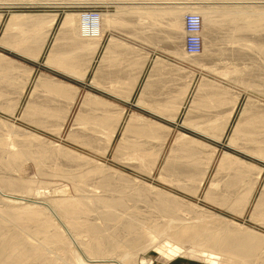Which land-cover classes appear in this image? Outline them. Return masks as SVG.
Segmentation results:
<instances>
[{
  "label": "bare ground",
  "instance_id": "1",
  "mask_svg": "<svg viewBox=\"0 0 264 264\" xmlns=\"http://www.w3.org/2000/svg\"><path fill=\"white\" fill-rule=\"evenodd\" d=\"M25 1L28 2L24 3ZM262 1L264 2V0H220V4L218 3L219 5L223 6L225 4H232L230 5L232 7H220V9H216L215 13L212 11L213 15L207 8H205L206 12H204V8L202 13L199 12V0H158L160 5L163 4V7L158 9L155 6L154 12H152V7L155 4L157 5V0H98V2H87V0H0V5L54 4L62 6L63 4H69L66 6H70V4H102L104 6L112 5L116 8L115 13L102 12L100 14L99 22L101 26L93 36L87 35L86 33V22L80 14L81 11L80 13L73 11L66 13L60 23L58 38L51 46L48 55H46V63L74 62V58H80L82 55L81 53L84 52L87 53V55L89 54L87 62H90V57L93 56V52H96L98 44L103 38V25L105 23L108 25L109 23L122 19L123 12L128 10L132 16L140 17L141 21L143 20L142 22H144V25L147 22L149 28H152L150 27L152 20L154 21L153 23H155V26H159V23H161L162 20L166 21L167 26H165L168 27L172 33L169 39L173 41V51L171 50L172 55L175 54L179 56L181 58L180 60L190 63L193 62L192 64H204L206 59L209 60L211 58L217 61L221 60L223 56V54L222 56L219 54V56L215 57L209 55V53H212L209 52L210 50L207 51L208 42L206 41L209 39L206 41L205 39L206 36L210 35L209 33L212 28V32H214V27H216L218 33H220L221 30H226L228 26L230 27V33H233L230 34V37L233 35V40H230L231 38H229V40H224L225 38L223 37H221L223 38L222 40H219L218 38L216 39L221 42L219 43L221 46L223 44L222 42L225 41V44L227 42L233 43L231 45L233 48L228 46L231 47L230 50H226L225 48L219 51L224 53L227 51H235L233 55L234 61L238 59L239 63H242L241 60L263 59L264 4ZM205 6L207 5L205 4ZM128 12L126 11L127 14ZM189 13L198 15L202 14L200 17L202 20L201 36L203 46L202 50L195 55L187 54L182 44V37L183 39L185 37L184 16ZM216 16H218L219 19H215ZM225 17L230 18L228 19V26H225ZM56 18V12L35 14L23 12L10 13L5 21L2 31L3 36L1 35L2 39L0 41L1 43L6 44V40L12 31L23 33L29 28L45 27L48 35ZM1 20L2 13H0V22ZM139 21L137 20L136 24ZM223 22L225 24L221 25ZM137 25H140V23ZM220 25L223 27L221 28ZM140 27L143 29V25H140ZM74 29L77 32L76 36L78 45L74 47L73 34L71 38L72 45L66 49L63 46L60 48L58 42L61 36L66 33H74ZM181 29H183V31H181ZM251 32L254 33L253 38L249 37L248 33L251 34ZM242 34H245L244 36L247 37L241 39ZM236 36H238L239 39H237ZM226 38L228 39V37ZM216 39H213V42ZM22 41V39L14 40L12 41V44L15 43L16 46L10 47H12V49H19ZM209 41L212 40L210 39ZM208 44L209 47H211V43ZM213 44L216 47L218 43ZM252 44L254 45L252 46ZM118 45V43L112 45L110 53H104L102 55L100 65L97 66L98 69L96 70V75L91 83L109 93L122 96L118 86L115 88L112 84V78H108L111 72L106 70V62H108L109 58L113 57V53L116 52L118 48L120 50L127 48L124 43L117 47ZM219 46H217V48ZM132 50H135V48L133 47ZM213 50L215 49L213 48ZM241 50L245 51V53H241ZM171 51L168 52L170 53ZM248 51L258 52V56L254 54L248 55L246 53ZM133 53H135V51H133ZM37 55L38 53L33 54L32 58H36ZM231 55L223 57L229 61V59H233ZM119 56L121 60L124 58L123 54ZM125 57H128L127 54H125ZM145 60L146 55L143 54L141 61L145 62ZM0 61V71H6L13 66H18L19 63L17 62H20L16 61L15 58H11L2 53H0ZM156 63H158V61ZM243 64L247 65L244 61ZM155 65L152 66L154 67ZM245 65L241 66L245 67ZM235 66L233 65L234 69L231 68L233 71L230 70V66L228 67L229 69L223 67L221 74L225 76L226 74L229 76H233V74L235 76L238 75V78H236L237 80L241 78L248 86L256 85V87L258 86V88L264 90V71L260 70L261 67H264V64L261 65L260 63V68L259 66L256 67L257 65H250V67L254 66L258 70L256 68V70H250L248 67H245L246 69H240L241 66L240 68L239 65ZM218 68L216 69L218 70ZM77 72L75 73L77 74ZM81 76L83 75L81 74ZM38 77L37 87L35 84L34 87L39 88L37 91L44 90V92L47 93L44 95V92L41 91L44 95L42 97L45 98V101L38 100L37 96L32 95L33 93L31 96L29 95V100H27L26 105L22 108L21 119L43 126L51 121V119L57 118L55 132L59 134L65 127L68 116H70L69 113L72 109L78 89L76 86L68 84V82L66 83V81L63 82L50 77H42L38 79ZM180 78L182 79L183 77ZM189 85L190 83L186 84V87L189 88ZM216 85L214 82L206 78L200 81L197 85L195 94H193L195 97L194 99H191L192 103L190 109L183 119V124L191 126L196 130H203V132H201L205 135L221 140L223 136L226 135L227 123L229 118H231L230 116L234 114L240 94H235L233 98H227L224 95L229 91L222 86ZM208 92L210 94L206 95ZM145 93L146 92H143L139 97L137 101L139 105H146L151 112L165 111L168 115L163 114L164 116L171 120H175L176 113L180 110L181 102L175 103L176 98L169 100L167 103L160 102L157 99L150 100L145 97ZM204 94L206 99L202 98ZM123 96L125 100H128L130 97V90L125 92ZM62 99L67 100L64 103ZM20 101L21 99L17 102L11 100L10 104L8 103V105L1 106L0 108L7 111L9 110L11 113L15 112L14 110L19 107ZM210 101H213V103L217 105L219 103H227L228 106H230L229 112L224 116H221L225 121L223 124L219 123V120L217 123L216 117L200 121L198 119L196 120V117L192 114L193 109H196L198 106L202 107L207 105ZM248 103L250 102L248 101ZM251 104L254 103L251 102ZM81 106L82 108L80 109V112H76L78 115L75 117V124L73 125L74 127L79 125V127H77L78 129L74 128V130L71 127V131L68 132V138L77 139L88 147H94L95 139L92 135H89L88 131L95 134L96 139H101L103 138L101 135H104L108 140L100 142L101 144H99L101 146L97 148V151L102 156L104 155L105 147L108 148V144H111L110 141L114 131L118 130V127L120 126L121 119L123 118V107L111 100L88 91L82 97ZM105 106L111 109H108L107 111L100 110ZM250 106L251 105L245 106V108L249 107L248 112H246L247 108H244L241 117H239L238 123L235 127L233 126L234 128L229 138V144L243 148V150L245 149V151H249V153H257L260 159L264 160V111L261 109L262 107L250 109ZM84 108L86 109L85 112L81 111ZM125 123L126 126L123 130V135L117 146V149H120L119 156L125 155L124 158H127L128 160L132 159V161L135 159L139 160L145 165L143 166L139 163L142 165L141 169L145 168L143 171L149 176L153 174L158 167L160 153L166 144L169 132L167 135H164V129L170 131L171 128L134 111L129 114ZM14 127L5 128L8 135H5L7 136L5 139L0 138V189L5 194L24 197L31 199V201L5 198L2 199L4 201L3 204L0 203V264H107L105 262L99 263L100 261L90 262V260L92 258L105 259L108 257L117 259L122 264H143V260L140 261L141 263H138L139 261L135 262V260L132 261V259H134L133 256L135 255V251L141 247L143 248L144 245H146V247L152 245L158 254L169 260L175 257L176 254H179L180 256L187 255L189 254L188 250H191L192 252L199 251L204 255V258L206 259L205 261L211 264H264V234L248 228L243 224L237 223L236 221L221 219L224 217L217 215L216 212L210 213L206 209L196 205L197 203H184L180 199L175 198L173 194L164 190L156 189L157 186L155 187L146 182L141 183L140 181L143 180L134 176H128V174L108 167L104 165L105 163L102 164L98 160L89 159L86 155L87 158H85L82 153H77L68 147L65 148L64 146L62 147L58 144L47 142L48 144L53 145L52 148L47 149L43 146H38L32 141L23 142L21 140L22 142L16 143L12 140L11 142L9 140L12 138V135L16 133L19 135L27 134L30 139L34 138L31 139L34 141L36 139L43 140L41 137L39 138L40 135L37 136L31 131L25 133L26 129L25 131H22ZM46 128L48 131L49 129L50 131L52 130L51 127ZM52 128L54 130V126ZM207 130H211V132ZM98 133L100 135H98ZM175 135L169 156L163 162L159 170L158 180L162 182L166 181L168 184L173 183L172 181H176L175 183L177 184L180 180L190 179L192 180L191 182L195 181L191 188V192L193 195H197L202 189L210 166L214 161L213 159L216 157L215 154L217 148L181 131H178ZM202 148H204V150ZM119 156L115 155L114 157L116 159H123V157ZM31 157L37 162V165H43L48 161L55 162L54 169L59 176L61 175L60 172L67 170L61 167L57 162L59 159L63 160L62 158H66L63 161L69 162L74 161L75 159L85 160L88 162L87 164L90 163L94 166L92 165L93 167L88 169H78L77 173H75L76 170L75 172L66 175L75 185L74 196H61L59 198H52L49 201H41L40 198H37L39 192H35L34 183L31 181L32 179L25 180L26 178H19L12 174L13 171L18 169L23 161L27 159L29 160ZM129 162L131 163V161ZM77 166H80L81 168V165L78 164ZM82 168H84L83 165ZM43 170L44 169H42V171ZM250 170L257 172L258 175L262 172V168L258 165L256 166L250 162L244 161L230 152H222L218 159L216 172L213 178H211L212 180L210 181L209 186L204 191V199L214 202L219 206L227 205L239 215L245 214L251 203L252 195L258 181V177L253 179L247 177L248 175L246 174ZM42 171L40 172L42 173ZM223 172H228L225 175V179L223 178L224 180L222 179V177H224ZM62 174H64V172ZM168 177L171 178L169 179ZM130 182H137V185L139 184L138 188L132 187L131 189L134 188V191H129L126 188L129 186L125 185ZM122 183L123 187L121 185ZM86 185H93V188H99L102 192L98 191V193L92 188L89 189L91 193H86L83 189ZM39 188L37 187L36 189ZM129 201L132 205L128 203ZM141 202L147 206L146 209L144 208L148 211V213L146 212L147 214L144 212L143 208V210L139 209L141 207L139 206L140 204L137 205V203ZM180 203L181 206H188L191 210L195 209L197 211H202V213L209 212L206 214L210 215L207 217L205 214V216H203L194 213L193 215L197 221H192V216L191 223H184L181 221V216L179 214L180 211H178L180 207L177 205H180ZM40 204L44 206H40ZM136 205L139 206V208H137ZM47 214H50L51 216ZM52 216L55 217V220L57 221L53 220L54 218L51 219L50 217ZM250 217L253 221H262L264 223V185L254 202L249 218ZM227 219L229 218L227 217ZM97 220L101 221L102 224L101 222L99 224ZM217 222H221L222 224L219 223V225H216ZM70 235L76 240L78 246L83 253L86 254L88 260L81 256L72 243L69 242ZM83 237L87 239H83ZM158 239L164 241V244L157 245L155 242ZM184 244H188L190 248L186 250Z\"/></svg>",
  "mask_w": 264,
  "mask_h": 264
},
{
  "label": "rangeland",
  "instance_id": "2",
  "mask_svg": "<svg viewBox=\"0 0 264 264\" xmlns=\"http://www.w3.org/2000/svg\"><path fill=\"white\" fill-rule=\"evenodd\" d=\"M92 1H95V2L97 1L98 2V0H91V1L87 0V2H92ZM26 2H28V1H25L24 3H26ZM48 5H51V6H48ZM66 5H69V4H63L62 6L61 5L60 6L59 5H54V4L53 5L52 4H23V5L21 4V5H3V6L0 5V13H3L4 21H5L9 17L10 13H13V12H23V13H43V12L44 13L45 12L46 13H53V12H57L59 14V16H60L59 18L61 19V17L65 16V14L68 13V12L73 11V12H76V13L77 12L80 13V11H81V13H84V12L86 13L87 11L92 10L91 7H98L100 9H102V12H104V13H109V11L113 12L114 10H116V8L113 7L112 5L111 6H104L102 4H100V5H93V4L74 5V4H70V6H66ZM87 5H89V6H87ZM121 11H123V10H121ZM126 11L128 12V10H126ZM126 11L123 12L124 14H123L122 19H120V22H121L122 26L125 29H132V30H134V28L142 29V27H140V25H143L142 42L143 41L144 42H143V47H142L141 51H142V55L145 54L146 57L148 58L147 62H151V49H150V47H151V39H152V34H151L152 30H151V28H149V24L147 22L144 25V22H142L143 20L141 21L140 17H138V16L135 17L134 15L132 16L129 12H128V14H130V15H128L126 13ZM137 20L141 21V22L140 21L137 22V24L140 23V25L136 24ZM4 21H3L2 25H1L2 28H3ZM153 22L154 21L152 20L150 27L155 26V23H153ZM165 24H166V22H165ZM159 26H162V22L159 23ZM146 29H148V30H146ZM248 29H249V27H248ZM252 30H253V28H252ZM144 31H145V33H144ZM181 31H183V29H181ZM1 32L2 31L0 30V34H1ZM248 34H249L250 38H253V35H254L253 32H251V34L250 33H248ZM263 34H264V32H263ZM244 35L245 34H242L241 39L247 37V36H244ZM236 38L239 39L238 36H236ZM134 39H135L134 36L126 34V39L124 40L125 41L124 43H125L127 48L121 50V51H123L124 58L122 60H120V58H119L120 62H134L133 61L134 53L132 52V48H133L132 46H134L132 41H134ZM183 40L184 39L182 37V44H183ZM52 41H53V35H52V40L50 42H52ZM71 45H72V43H68V44L62 45V46L66 49V48H69ZM253 45L254 44H252V46ZM50 46H51V43L48 44V46L45 48L44 52L42 53V60H44L45 56L47 55L48 51L50 50L49 49ZM250 46H251V44H250ZM59 47L61 48L60 45H59ZM0 52L6 54L8 56L14 57L16 59L22 60V58H23V56H22L23 51L18 50V49H9V50H7V49H3L2 45H0ZM102 52H103V50L100 51V56H101ZM234 52L235 51H232V52L231 51H227L226 52L227 54H226V53L221 52V51H219V52L216 51L214 53L215 55H212V56L217 57V56H219V54H221V56H222V54H223V56H226V55L230 56L232 54L231 56L233 58ZM241 53H245V51L241 50ZM246 53L248 55H253L254 54V55L258 56V52L248 51ZM81 54H82V56H81L80 59H87V57L89 55V54L87 55V53H85V52L81 53ZM125 54H127V56H128L127 58L125 57ZM223 56H222V59L220 60L221 62H216L217 66H214L215 62H212V66H208V67H205L204 65L200 66L201 64H199V63H194L193 64V65L197 64L195 66H197L199 68H196L197 72H196V76H194L193 81H192V90H191V92H190V94H189V96H188V98L186 100V103L184 104V107L182 109V115H180V118L174 124H169L167 122H164V125L168 126L171 129H170V131L164 129V131H165L164 135H167L168 132H169V134L167 136L166 144L162 148V152L163 153L162 152L160 153L159 161H158V165H157L158 167L155 169L154 173L149 175V176H148V174H146L143 171V170H145V168L141 169L142 165H143L142 162H140L139 160H136V159L133 160V161H132V159L128 160L127 158H124L125 155L119 156L120 155V149H117L118 142H119L121 136L123 135V130L125 129V126H126L125 121H126L127 117L129 116V113L131 111H133V110L137 111L135 109V107L126 108V111H125L124 107L122 108L123 118L121 119L120 126L118 127V130L114 131V133H113V135L111 137V141H110L111 144L110 145L108 144V148L105 147V152H104V155H102V156L97 151V148H99L101 146L100 142L108 140V138H106L104 135H101L103 138L96 139L95 134H93L90 131H88L89 135H92L94 137V139H95L94 147H88V146H86L85 144H83L81 141H79L77 139L68 138V132L71 131V127L73 128V130H74V128L76 129L77 127H79V125H76L75 127L73 125L75 124V119H76L75 117H77V115H78V113H76V112L77 111L80 112V109L82 108L81 103H82V97L85 94L84 92L80 93V95L75 99V101L73 103V106H72V109H71V111L69 113L70 116H68V119H67V121L65 123V127L63 128V130H61V132L59 134H57L55 132V129H56L55 126L57 125V118L56 119H51V121H49L46 125H43V126L37 125V124H35L33 122H29L28 120H25V119H21L22 108H23L24 105H26L27 100H29V95H26L25 98L21 99L19 107L16 108L17 110L16 109L14 110L15 112L11 113V112H9V110L7 111L5 109H1L0 108V135H1L0 138H2V139L4 138L5 139V137H7L5 135L6 134L8 135L7 130H6L8 127H14L15 126L14 128L20 129L22 131H25V129H26L25 133H29L31 131L32 133H35L37 136L40 135L39 138L41 137V139H43V140H37L36 139L34 141V140H31V139H34V138L30 139L27 134L26 135H24V134L23 135L22 134L19 135V134L16 133V134L12 135V138L9 141L12 142V140H13V142H16V143L17 142H22V141L23 142L24 141L25 142L32 141V142L36 143L38 146H40V147L43 146L44 148H47V149L52 148V146H53L52 144H48L47 142L58 144V145H60L62 147L64 146L65 148L68 147L71 150L76 151L77 153L78 152H80V154L82 153L85 158L88 157L89 159L98 160L102 164L105 163L104 165H106L108 167H111L113 169H116L119 172H124V173L128 174V176H131V177L134 176V177H136V178H138L140 180H143V181L138 180L141 183L142 182H146V183H149V184H151V185H153L155 187L157 186L156 189L162 190V191L164 190V191H166V192H168L170 194H173L175 198L180 199L184 203H188V204H190V203L191 204L192 203L196 204L197 203L196 205L206 209L210 213H215L216 212L217 215H220V216L224 217V218H221V219L232 220L234 222L236 221L237 223L243 224L244 226H247L248 228L256 230L257 232H259L261 234H264V223L262 221H261L262 222L261 223L260 221L257 222L255 220L257 222L256 223L255 221H253V219H251V217L249 218V216L251 214V211H252V207L254 205V202L256 201L257 197L259 196V193L261 192V190L263 188V185H264V160L260 159V157L257 155V153H251V152L249 153V151L247 152V151H245V149L243 150V148H239L237 146H233V145L229 144V138L231 136V132H232L233 128L235 127V125L238 123L239 117H241L245 106L251 105L250 109L251 108L253 109V108H256V107L257 108L258 107L259 108L262 107L261 109H263V111H264V108H263L264 107V90L258 88V86L256 87V85L248 86L241 78H239V79H241L242 81L239 80V79L237 80L236 78H238V75L235 76L233 73H232L233 76H231V75L229 76L228 74H226V76H225V75L221 74L222 70H223V67L224 68L226 67L225 69H229L230 68V70H231V68L234 69L233 65L234 66L235 65H239V68H240L241 65H245V64H243V61H244V63L247 64V65H245V67L246 68L248 67V69H250V70L251 69H255L256 67H258L260 65V63H261V65H263L264 64V57H263L264 56V52L262 51V57H263L262 60L260 59V60H243L242 61L240 59L242 63H239L238 59L234 61V58L233 59H229V61H227V59H224L225 57H223ZM174 57H175V62H186V61H183V60L180 61L179 59H181V58L179 56H177V55H175ZM236 61H238V62H236ZM246 61H248V62H246ZM232 62L233 63L235 62V63L233 64ZM249 62H250L251 66L252 65H254V66L257 65V66L256 67H254V66L250 67ZM221 67H222V69H221ZM235 67H238V66H235ZM245 67L241 66L240 69H243V68L246 69ZM260 67L261 66H259V68ZM216 68H218V70ZM202 69L203 70H207V76L202 74V71H203ZM260 70L264 71V67H261ZM219 71H221V72H219ZM231 71H233V70H231ZM217 72H219V73H217ZM234 76H235V78H234ZM10 77H11L10 75L3 76L2 79L3 80H6V79L10 80ZM205 78L209 79L212 82H214L215 85L218 84L219 86H222L225 89H227L229 92L224 95L227 98H230V97L233 98L235 94H238V93L240 94L239 95L238 104H237V106L235 108L234 114H232V116H230L231 118H229V121L227 123L226 135L223 136V138L221 140H217V139H215L213 137L205 135L204 133H202L203 130H189V129L186 128L187 125L183 124V116H184L185 113L188 112V110L190 108L191 99L194 97L193 94H195V91L197 89V85L200 83V81L202 79H205ZM218 85H216V86H218ZM83 89L91 90V92H94V93H96L98 95H103L104 94L102 91H99L97 89H92L91 87L87 89L86 86H84ZM42 92L41 91H37V92H34V93L38 94L40 96V97L37 98L38 100L45 101L44 100L45 98L42 97V96H44L47 93L44 92L43 93L44 95H43ZM207 94H210V93L208 92V93H206V95ZM202 98L204 99V96ZM11 100H13L14 102H17L20 99H18V98H15V99H12V98H0V107L1 106H6V105H8V103L10 104ZM62 100L65 103L67 99H62ZM108 100H111L112 102L120 105L121 107L124 106L121 103V100H119V99L108 98ZM248 101L250 103H248ZM132 102L134 103V100H132ZM251 102L254 103V104H251ZM210 103H211V105H210ZM210 103L209 104L207 103V105H204L202 107L198 106L199 108L197 107L196 109H193L194 113L193 112L192 113L196 117V120L198 119L200 121H204L206 119L215 118L216 117L217 118V123H218V120H219V123L223 124L225 121H224V118H222L221 116H224L225 114H227L229 112L230 106H228L227 103H222V104L219 103L218 105L214 104L213 101H210ZM256 103L258 104V106H257ZM246 108H247L246 112H248L249 107H246ZM108 109H111V108L105 106V107L101 108L100 110L107 111ZM85 110L86 109L84 108L81 111L85 112ZM124 111H125V113H124ZM150 117L154 118V116H150ZM219 117H221V118H219ZM1 119H3V120H1ZM54 121H56V122H54ZM44 126H46L48 128L51 127L52 130L50 131V129H49V131H48V129L46 127H44ZM53 126H54V130L52 128ZM41 127L42 128L44 127V128L42 129ZM189 127H191V126H189ZM191 128H193V127H191ZM178 131H181V132H184V133H186V134H188L190 136L196 137V138L208 143L209 145H212L215 148H217L216 154H215L216 157H214V159H213L214 161H213V163L210 166L209 172L207 174L206 180L204 181L202 189L197 193V195H193L192 192H191V188H192L193 183L195 181L191 182L192 180H190V179L180 180L179 182H177V184L175 183L176 181L175 182L172 181L173 183L169 182L170 184H168L166 181H164V182H166V183H164V182L158 180L159 179L158 178L159 170H160L163 162L169 156V152H170V149L172 147V143H173L174 138L176 136L175 134ZM207 131H209V130H207ZM209 132H211V130ZM98 135H100V134L98 133ZM25 137H27V138H25ZM46 138H47V140H46ZM48 140H50V141H48ZM73 141H75V142H73ZM81 145H83V146H81ZM202 149L204 150V148H202ZM203 150H202V152H203ZM224 151L230 152L231 154H233L235 156H238L242 160L250 162V163H252L253 165H256V166L258 165L259 167L262 168V172L259 175L257 174V172H253L251 170L246 174V175H248L247 177H249L250 179L258 177V181L256 183V187H255V190H254L253 195H252V199H251V203H250L251 206L249 205V207L247 208L245 214H243V215L237 214L236 212H234L233 209L229 208L227 205H225V206H221L220 205L219 206V205L215 204L214 202L205 200L204 197H203L205 189L209 186L210 181L212 180L211 178H213V176H214V174L216 172V167L218 165V159L221 156L222 152H224ZM115 155H118L119 157H123V159H120V158L116 159L114 157ZM62 159L65 160L66 158L65 159L62 158ZM59 160H57L58 164L61 167H63L64 169H67V170L63 171L64 174L66 173L65 176H64V174H62L63 172H60V174H61L60 176L56 172V170L54 169L55 168V166H54L55 162L48 161L47 163L45 162L43 165H37V162L35 160H33L32 157L29 158V160L27 159V160L23 161L21 163V165H19L18 169L13 171L12 174H14L15 176H17L19 178H22V177L24 179L26 178L25 180H27V179L31 180L32 179L31 181H33V183H34L35 192H39V194H37V198H40L41 201H43V200L49 201L52 198H59L61 196H67V197L74 196L75 195V193H74L75 185H74V183H72L71 179L69 177H67L66 175H69V173H73L76 170L77 171L75 173H77L78 169L81 170V169L91 168L94 165L90 164V163L87 164L88 162L85 161V160H77V159H75L74 161H70V162L69 161H63V160L59 161ZM129 161H131V163ZM136 161L137 162L139 161V162L137 163ZM139 163H141L142 165H140ZM78 164L81 165V168H80V166H77ZM82 165L84 166V168H82ZM85 166H87V167H85ZM143 166H145V165H143ZM40 168H42L44 170L42 171V169H40ZM38 170H39V172H38ZM40 171H42V173ZM53 173H54L55 176L53 175ZM227 173L228 172H226V173L223 172L224 177H222V179L223 178L225 179V177H226L225 175ZM168 178L170 179L171 177H168ZM182 181H184V182H182ZM178 184H179V186H178ZM121 185L123 187V183ZM138 185H137V182H130L129 184H126L125 186H129V187H126L129 191H131V190L134 191V188L133 189H131V188L132 187L138 188ZM175 185H176V187H175ZM86 186H84V187L82 186L83 189H84V192L91 193L89 191V189H92L93 185H91V186L90 185H86ZM37 187L38 188L40 187V188L36 189ZM93 189L95 191H97V192L98 191L102 192L101 189H99V188H93ZM5 198H10V199H14V200H20V201H31V199H27V198H24V197L13 196L11 194H5L0 189V203L1 204H3V202H4L2 199H5ZM34 200H38V199H34ZM128 203L132 205V203L130 201ZM141 203H137V205L140 204L139 206L141 207V208H139V206L136 205L137 208H139L140 210L142 208L146 209L147 206H145V204H143V202H141ZM40 206H44V205L40 204ZM177 206L180 207V209H178V211H180V213H179L180 216H181L180 219L184 223H188V222L191 223L192 221L196 222L197 220L195 219V216L193 215L194 213L196 215L197 214L198 215H203V216L207 215V217L210 215V214H206V213H209V212L202 213V211H197L195 209L191 210V208H189L188 206H184V205L181 206V203H180V205L178 204ZM145 209H144V212L148 213V211H146ZM47 213H49V212H47ZM47 215H50V214H47ZM192 216H193V218H192ZM227 217L229 219H227ZM50 218L51 219L54 218L53 220H55V217H53V216L50 217ZM191 218H192V221H191ZM55 221H57V220H55ZM97 221L100 224L101 221H99V220H97ZM219 223L222 224L221 222H217L216 225H219ZM101 224H102V222H101ZM83 239H87V238L83 237ZM69 240H70L69 242H71L72 245L77 249L79 254H81V256H83L86 260H88L86 254H84L83 251L80 249V247L78 246L76 240L73 238L72 235L69 236ZM158 240H160V239H158ZM158 240H156V242H155L157 245L164 244V241H162V240L158 241ZM184 247L186 248V250H188L190 248V246L188 244H184ZM188 251H189V254H187V255L180 256L179 254H176L175 257H173L171 260H169L168 258L163 257L160 254H158L156 252L155 248L152 247V245H148L147 247H146V245H144L143 248L141 247V248H139V249H137L135 251V255H134L135 257L133 256L134 259H132V261L135 260V262L139 261L138 263H141L140 261L143 260L144 261L143 264H211V263L205 261L206 259L204 258V255L201 254L199 251H194V252H192L191 250H188ZM51 254H53V253H51ZM95 261H100L99 263L105 262L107 264H122L117 259L109 258V257L105 258V259L104 258H95V259L92 258L90 260V262H95ZM93 264H98V263H93Z\"/></svg>",
  "mask_w": 264,
  "mask_h": 264
},
{
  "label": "crops",
  "instance_id": "3",
  "mask_svg": "<svg viewBox=\"0 0 264 264\" xmlns=\"http://www.w3.org/2000/svg\"><path fill=\"white\" fill-rule=\"evenodd\" d=\"M219 1L220 0H209V1L208 0H204V1L199 0V5H200L199 12L202 13L203 8H204V12H206L205 8H207V9H209L210 13L213 15L212 11L215 13L216 9L218 10V9H220V7H223V8L232 7V6H230L232 4H225L223 6L219 5L220 4ZM156 3H157V5L155 4L152 7V12H154L155 6L158 9L163 7L162 6L163 4L160 5L158 0ZM204 3L207 6H205ZM262 3L264 4L263 1H262ZM201 5H202V7H201ZM203 6H205V7H203ZM212 8H213V10H212ZM115 12H116V10H114V12L109 11V13H115ZM33 14H35V13H33ZM201 15L202 14H200V16ZM59 17L60 16L57 13L56 21L53 24L48 35H47V29L45 27L44 28H29V29H26V31L23 33L12 31L6 40L7 41L6 44L1 43V41H0V43H1L0 45H2V48L9 50V49H12V47H10V46H16L15 43L12 44V41L17 40V39L23 40L21 45H20L21 47H19V49L13 48V49H18V50L23 51L22 60L15 58L16 61H20V62H17V63H19V65L13 66L12 68H10L9 70H6V71H0V78H1L0 79V98H12V99L20 98V99H23L26 97V95L31 96L32 93H33L32 94L33 96L40 97L38 94L34 93V92H37V90H39V88H36L37 87L36 85L38 83L37 77L39 76L38 79H40L42 77H50V78L61 80L63 82L66 81V83L68 82V84H72L73 86H76L78 89L77 90L78 93L75 96V99L80 95V93H83V92L86 93L87 91L91 92V90L83 89V87L86 86L87 89L91 87L92 89H97L99 91H102L104 94L99 95L101 97H104L106 99L114 98V99L121 100V103L124 105L122 107H124L125 111H126V108L135 107V109L137 111L133 110L134 112H138V113L143 114L145 116H147V115L148 116L149 115L154 116V118H152L150 116H149V118L156 120L160 123L164 124V122H167L169 124H174L180 118V115H182V109L184 107V104L186 103V100H187V98H188V96L192 90V81H193L194 76H196V72H197L196 68H199V67L191 64L190 62H175V57H174V55H172L173 41L169 40L171 37L170 35H172V33L170 32L168 27H166L167 26L166 25L167 23L165 24L166 21L162 20V26H160V27L156 26L157 28H155V26H153L151 28V30H152V32H151L152 39H151V47H150V49H151V62H147V59H148L147 57H146L145 62L141 61L142 56H143L142 51H141V49L143 47V42L140 39H142L143 30L140 28H139L140 30H138V29H134V30L125 29L122 26L120 20H118L116 22L109 23L108 25L106 23L103 25V28H104L103 38L99 42L98 47H97L98 49H96V52H93V56L90 57V62H87L89 55H88L87 59H80L82 56L81 55L80 58H74V62H61V63L57 62L58 64L56 62H49V63L47 62L46 63V57L47 56H45L44 60H42V53L44 52V50L48 46V44L51 43V46H52L58 38L60 23L63 20L64 16L61 17V19ZM217 17L218 16H216L215 19H219V17L218 18ZM220 18H222V17H220ZM225 18H226L225 19L226 24L223 22V24L221 23V25L225 24V26L226 25L228 26V24H229L228 19H230V18L229 17H225ZM231 20H232V17H231ZM3 21H4V15L2 13V20L0 22L1 25H2ZM5 21H4V24H5ZM4 24H3V28H4ZM1 25H0V30L3 31V28ZM230 26H231V24H230ZM222 27L223 26H221V28ZM214 29H215L214 32H212V30H213V28H212L210 33H209L211 36L208 35V36H206V39L203 38V39H205V41L207 39L212 40V41H209V40L206 41L208 43H211L210 44L211 47H209V44L207 43V45H208L207 51L210 50L209 52H212V53H209V55H213L216 51L223 50L225 48H226V50H230L231 47L233 48V46H231L233 43H231V42H227L226 44H225L226 41L222 42L223 44L221 46V44H219L221 42L218 41V39L222 40L223 38H225V40H229V38H231L230 40H233L234 36L231 35V37H230V34H233V33H230L231 32L230 27L228 26L226 30H223V31L221 30L220 33L217 32L218 30L216 29V27H214ZM227 31H228V33H227ZM73 34H74V47H75L76 45H78L77 44V36H76L77 32L75 29H74V33L73 32L66 33L63 36H61L58 44L60 46H62V45H66L68 43H71V40H72L71 38H72ZM126 34H129V35H132L135 37L134 41H132V43L134 44L133 47L135 48V50H132V52L135 51V53H136V54L134 53V62H120L121 59L119 60V57H120L119 55L123 54V51H121L119 48L117 49L116 52L113 53V57L109 58L108 62H106V65L108 66V67L106 66V70L108 72H111L110 75L108 76V78H112V81H113L112 84L115 86V88H117V86H118V89L121 92L120 94H122V96H117V95H113L112 93H109L103 89H100L99 87H96L91 82H92V79L94 78V76L96 75V70L98 69L97 66L100 65V60H101L102 55L104 53H110L111 46L116 44V43L119 44L117 47H119L120 45H123V43L125 42L124 40L126 39ZM1 35L3 36L2 32L0 34V37H1L0 40L2 39ZM52 35H53V41L50 42L52 40ZM212 36H215V37H212ZM225 36L228 37V39ZM221 37H223V38H221ZM216 38H218V39H216ZM213 39H216L217 41L215 40L216 42L215 41L213 42ZM170 41H172V42H170ZM213 43H216V44L218 43V44L215 47ZM212 44H213V47H212ZM51 46H50V48H51ZM217 46H219V47L217 48ZM228 46H231V47H228ZM213 48L215 50H213ZM101 50H103V52L100 56ZM168 51H171V52L169 53ZM36 53H38L37 57L32 58V55L36 54ZM2 54H4V53H2ZM4 55H6V54H4ZM25 55H27V56H25ZM47 55H48V53H47ZM9 57H11V56H9ZM11 58H14V57H11ZM157 61H158V63H156ZM214 61H215L214 66H217L216 62H221L220 60L216 61L215 59L210 58L209 60L206 59L204 64H201V65H204V66L206 65L205 67H208L209 65L212 66V62H214ZM152 65H155V66L153 67ZM103 70H104V68H103ZM182 70H183V72H182ZM77 71H81V72H77ZM75 72H77V74H79V73L80 74L77 75ZM81 74L83 76H81ZM202 74L207 76V70H203ZM8 75L11 76L10 80L9 79H6V80L2 79L3 76H8ZM180 77H183L184 79L183 78L181 79ZM187 77H188V79H187ZM190 79H192V80H190ZM189 83H190V85L188 88V87H186V84H189ZM34 84L36 87H34ZM33 88H34V91H33ZM129 90H130V97L128 98V100H125L123 94L125 92H128ZM186 90H187V93H186ZM40 91L44 92V90H40ZM143 92H146L145 97L147 99H150V100L151 99H155V100L157 99L160 102L167 103L169 100H173L174 98H176L175 103L181 102L180 110L176 113L175 120L174 121L170 120V119H168V117L164 116L166 114L168 115V113L165 111L161 110L159 112H155V111L151 112V111H149V109L146 105H139L137 103V101H138L139 97L143 94ZM92 93H94V92H92ZM94 94H96V93H94ZM30 96H29V98H30ZM203 96H204V98L206 97L205 94ZM194 97H195V95H194ZM194 97L192 99H194ZM132 100H134V103L132 102ZM191 103H192V101H191ZM215 103H216V101H215ZM125 111H124V113H125ZM133 111H131V112H133ZM187 113L184 114L183 119L185 118ZM193 113H194V110H193ZM186 128L189 130H196V129L191 128L189 126H187Z\"/></svg>",
  "mask_w": 264,
  "mask_h": 264
},
{
  "label": "built area",
  "instance_id": "4",
  "mask_svg": "<svg viewBox=\"0 0 264 264\" xmlns=\"http://www.w3.org/2000/svg\"><path fill=\"white\" fill-rule=\"evenodd\" d=\"M92 10L86 13H80L86 22L87 35L93 36L97 33L101 24L99 22L102 9L98 7H91ZM97 8V9H96ZM95 9V10H94ZM202 20L200 15L189 13L184 16V42L183 47L187 54L195 55L202 50L203 40L201 36Z\"/></svg>",
  "mask_w": 264,
  "mask_h": 264
}]
</instances>
